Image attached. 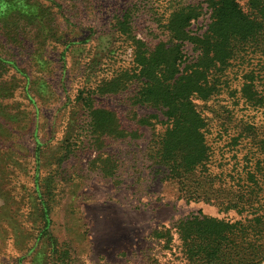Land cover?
<instances>
[{"label": "rangeland", "instance_id": "1", "mask_svg": "<svg viewBox=\"0 0 264 264\" xmlns=\"http://www.w3.org/2000/svg\"><path fill=\"white\" fill-rule=\"evenodd\" d=\"M205 1L0 0V264H186L174 226L199 212L226 217L214 205L179 199L148 160L151 137L163 127L137 119L164 118L134 106L133 87L91 95L131 67L124 17L151 49L167 40L161 29L174 10L200 5L204 13ZM257 73L264 78V68ZM89 95L94 109L113 112L136 135L105 142L101 162L89 135ZM197 105L206 116L215 108ZM263 111L248 116L264 124ZM228 157L217 153L213 172L226 173ZM105 158L112 164L102 166ZM111 165V176L100 173Z\"/></svg>", "mask_w": 264, "mask_h": 264}, {"label": "trees", "instance_id": "2", "mask_svg": "<svg viewBox=\"0 0 264 264\" xmlns=\"http://www.w3.org/2000/svg\"><path fill=\"white\" fill-rule=\"evenodd\" d=\"M204 4V13L200 5L174 10L161 29L167 40L151 49L124 17L120 33L130 45L131 67L91 95L133 87V105L164 118L137 119L144 128L163 127L151 137L148 160L165 171L179 199L214 205L226 215L218 219L199 212L174 226L186 264H264V124L248 116L264 109V78L257 73L264 68V0H248L245 8L237 0ZM202 17V30L190 31ZM236 81L242 83L234 87ZM91 99L85 100L89 135L100 160L105 142L136 135L122 129L113 112L94 109ZM198 102L215 105L206 109L211 116L198 110ZM217 153L231 156L226 173L213 172ZM105 159L102 166L112 164ZM100 173L111 176L113 165ZM229 213L234 216L227 218Z\"/></svg>", "mask_w": 264, "mask_h": 264}]
</instances>
